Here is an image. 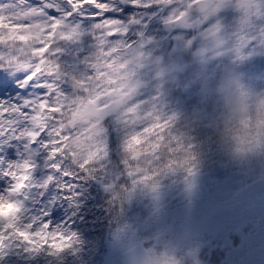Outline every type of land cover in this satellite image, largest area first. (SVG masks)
Here are the masks:
<instances>
[{
    "label": "rangeland",
    "instance_id": "obj_1",
    "mask_svg": "<svg viewBox=\"0 0 264 264\" xmlns=\"http://www.w3.org/2000/svg\"><path fill=\"white\" fill-rule=\"evenodd\" d=\"M195 1L161 0L170 6L171 24L152 13L134 26L137 45L128 47L110 41L96 47L93 22L85 20L80 38L64 42L57 55L66 77L61 81L65 99L58 115H47L65 134L60 157L66 168L98 162L109 130L116 160L110 161L109 177L96 185L112 190L120 169L136 180L123 195L127 209L107 235L102 264H121V254L136 245L149 252L151 264H264V0H212L211 9L200 16L189 11ZM96 80L114 85L108 93L119 102L118 114L103 122L105 145L83 135L100 122L79 118L87 103L103 95L85 86ZM15 95L5 93L3 98ZM64 108L71 114L67 124L60 116ZM230 117L232 127L239 122L230 132L247 134V147L239 146L241 154L227 161L228 168L167 169L151 185L137 177L138 167L155 157L171 136L174 144L192 148L201 127ZM24 155L19 146H12L10 154L8 148L0 149L5 164L18 163ZM234 162L252 167L241 177L231 166ZM34 163L33 183L55 175L44 167L42 156ZM55 183L62 188L67 180L59 176L49 185ZM8 186L10 181L0 178V193ZM55 192L30 190L17 226L28 230L36 224L39 231L41 218L51 223L52 233L61 227L63 218L51 210L60 204ZM4 195L15 201L24 193Z\"/></svg>",
    "mask_w": 264,
    "mask_h": 264
},
{
    "label": "snow or ice",
    "instance_id": "obj_2",
    "mask_svg": "<svg viewBox=\"0 0 264 264\" xmlns=\"http://www.w3.org/2000/svg\"><path fill=\"white\" fill-rule=\"evenodd\" d=\"M152 13L166 17L164 22L171 24L170 6L161 0H0V149L8 148L10 154L12 146H19L25 154L18 163L0 161V178L10 181L0 193V258L13 247L34 253L50 246L61 252L76 236L74 232L68 236L60 226L52 233L51 223L41 218L39 231L35 230L36 224H29L28 230L17 227L30 190L47 188L59 176L75 182L84 175L66 168L67 162L60 157L65 134L47 115L58 113L65 99L61 81L65 82L66 77L57 61L61 45L80 38L81 22L85 20L93 22L91 35L96 47L105 41L126 47L137 45L132 38L134 26L145 23ZM99 70L115 75L105 68ZM13 72L15 75L9 77ZM13 81L18 82L17 87H13ZM85 86L103 95L91 117L100 124L83 135L95 136L105 145L103 121L109 113L119 111L117 97L108 93L114 85L96 80ZM5 93L19 95L5 99ZM102 105L107 107L101 109ZM41 156L44 167L55 175L49 174L42 184H35L34 158ZM61 187L71 191L73 185L64 183ZM22 192V200L13 201L4 195ZM41 215L47 216V212Z\"/></svg>",
    "mask_w": 264,
    "mask_h": 264
},
{
    "label": "trees",
    "instance_id": "obj_3",
    "mask_svg": "<svg viewBox=\"0 0 264 264\" xmlns=\"http://www.w3.org/2000/svg\"><path fill=\"white\" fill-rule=\"evenodd\" d=\"M59 65L62 66L61 62H59ZM64 111L65 108L61 111L63 114H60V116L62 121L67 124L71 114ZM233 120L230 117L224 122L217 120L214 124H205L197 133L198 139L196 145L192 148H188L187 144L180 145L179 143L178 146V141L174 144V136H171L163 142L165 145H161L160 151L155 157L146 162L145 165L138 167L137 177L140 178L141 182L148 181L151 185L167 169L182 170L183 168H189L195 172H202L218 166L228 168L227 161L238 159L240 156L241 149L239 146L247 147V134H242L239 131L230 132L233 130L232 128L236 129L239 123L232 127ZM106 135V151L104 147V156L99 158L98 162L94 161L87 165L67 167L68 170L73 172L80 171L84 173L83 177L75 182L70 178L67 179V183L73 185L71 191L60 188L58 183L49 185L46 188L48 191H52L53 188L56 191L54 194L55 196L57 194V200L60 202V204L54 203L51 210L53 215L59 219L63 218L61 230L67 232L68 236H71L72 232L76 233L68 246L61 252H56L55 249L49 246L41 247L38 252L34 253H26L22 248L13 247L0 258V264L103 263L107 235L116 229L127 209L123 195L136 181L126 177L118 167L120 178L116 181L112 190L101 189L96 185L100 178H102L103 184V178L109 177L108 167L111 165L110 161L116 160L111 131L107 130ZM137 164L139 163H133L132 166ZM232 165L241 171V177L244 176L247 166L252 167L248 164L241 165L238 162H234ZM56 231L54 230L53 233Z\"/></svg>",
    "mask_w": 264,
    "mask_h": 264
},
{
    "label": "water",
    "instance_id": "obj_4",
    "mask_svg": "<svg viewBox=\"0 0 264 264\" xmlns=\"http://www.w3.org/2000/svg\"><path fill=\"white\" fill-rule=\"evenodd\" d=\"M212 6V0H197L190 6V12L196 15L202 14L210 10ZM97 101L98 99L94 102L87 103L85 108L81 111L79 118L89 119L94 116L96 114L95 110L97 107ZM116 103L117 106H119V102ZM111 115L112 113H109L104 121L108 120ZM121 264H151V259L147 250H145L141 245H136L121 254Z\"/></svg>",
    "mask_w": 264,
    "mask_h": 264
},
{
    "label": "flooded vegetation",
    "instance_id": "obj_5",
    "mask_svg": "<svg viewBox=\"0 0 264 264\" xmlns=\"http://www.w3.org/2000/svg\"><path fill=\"white\" fill-rule=\"evenodd\" d=\"M200 16V15H199Z\"/></svg>",
    "mask_w": 264,
    "mask_h": 264
}]
</instances>
